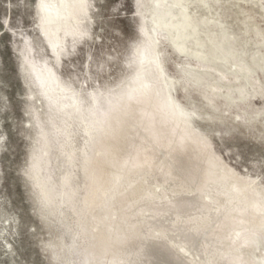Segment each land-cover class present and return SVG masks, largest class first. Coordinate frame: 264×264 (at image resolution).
<instances>
[{
	"label": "rangeland",
	"instance_id": "rangeland-1",
	"mask_svg": "<svg viewBox=\"0 0 264 264\" xmlns=\"http://www.w3.org/2000/svg\"><path fill=\"white\" fill-rule=\"evenodd\" d=\"M182 3L197 25L185 41L188 50L207 54L208 34L214 41L224 35L235 56L216 62L209 71L194 58L177 53L160 36L159 58L165 78L172 82L170 94L185 109L194 135L217 162L215 175L223 170L230 173L229 196L237 195L239 182H252L250 187L264 195V42L255 35L258 30L264 37V0ZM87 7L80 32L68 36L55 55L40 31L37 0H0V264L82 263L87 238L80 232L79 221L84 217L90 222L94 215H84L94 154L85 110L93 97L99 102L114 99L127 86L134 70L131 59L142 42L140 17L149 14L150 0H88ZM195 38L202 43L200 47L194 44ZM186 60L199 85L182 77L181 68H188ZM257 60L260 64L251 80L259 87L246 84L245 98L228 99V89L235 96L234 87L242 82L235 78L236 64ZM31 66L51 68L65 88L54 91L62 94L58 100L76 96L81 114L68 116L49 106ZM210 80L220 89L212 105L206 99ZM36 159L37 171L33 169ZM144 173L132 181V191L142 200L155 199L152 190L155 196L161 195L160 190ZM41 186L49 190L50 199L44 198ZM169 186L179 191L178 185ZM127 194L125 199H130ZM208 194L216 195L214 190ZM223 200L219 195L214 201ZM104 206L102 202L96 210ZM242 241L238 239L233 248L264 263V239L254 248Z\"/></svg>",
	"mask_w": 264,
	"mask_h": 264
},
{
	"label": "bare ground",
	"instance_id": "bare-ground-1",
	"mask_svg": "<svg viewBox=\"0 0 264 264\" xmlns=\"http://www.w3.org/2000/svg\"><path fill=\"white\" fill-rule=\"evenodd\" d=\"M87 1L37 0L40 31L55 55L68 36L80 32ZM191 18L182 0H150L149 14L140 17L142 42L131 59L134 70L127 86L116 92L114 99L99 102L93 97L85 110L94 154L89 163L90 195L84 215H94L90 222L84 217L79 221L80 232L87 238L81 264H264L233 248L238 239L249 248L264 239V195L250 187L252 182H239L237 195L229 196L230 173L223 170L215 175L218 164L194 135L185 109L172 98V82L165 78L159 58L160 36L177 53L194 58L209 71L215 69L216 62L234 58L232 43L224 35L214 41L208 34L207 54L189 51L185 41L197 27ZM255 35L264 42L258 30ZM194 44L200 47L202 43L195 38ZM259 64L258 60L236 64L235 78L242 82L234 87L235 96L233 90H227L228 99L245 98L246 84L259 87L251 80ZM184 65L188 68H181L182 77L199 85L190 62L186 60ZM31 74L49 106L68 116L81 114L76 96L58 100L62 94L54 91L65 88L51 68L31 66ZM218 89L212 81L208 83L206 99L210 105ZM46 145L47 141L43 153ZM39 166L36 159L33 169L37 171ZM144 172L160 190L157 196L152 190L155 199L142 200L132 191L130 184ZM172 184L178 185L179 191L167 188ZM212 190L215 199L208 194ZM40 191L50 199L47 188L41 186ZM127 192L130 199H125ZM219 195L224 200L218 203L214 200ZM102 202L105 206L96 210Z\"/></svg>",
	"mask_w": 264,
	"mask_h": 264
}]
</instances>
